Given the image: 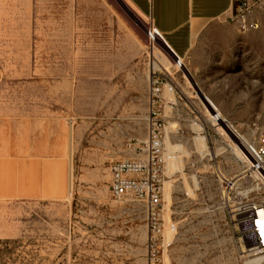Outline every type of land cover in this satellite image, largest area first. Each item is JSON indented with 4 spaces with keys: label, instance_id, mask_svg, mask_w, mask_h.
Wrapping results in <instances>:
<instances>
[{
    "label": "rangeland",
    "instance_id": "1",
    "mask_svg": "<svg viewBox=\"0 0 264 264\" xmlns=\"http://www.w3.org/2000/svg\"><path fill=\"white\" fill-rule=\"evenodd\" d=\"M254 16L257 28L231 17L228 43L194 46L182 60L131 0H0V264H264L232 219L264 189L226 184L242 169L236 156L247 159L231 127L247 140L264 126V3ZM154 72L212 121L206 148L195 139L172 151L165 231L153 242L146 206L111 195L109 166L148 139ZM54 123L60 151L38 155V128ZM25 124L31 147L15 150Z\"/></svg>",
    "mask_w": 264,
    "mask_h": 264
},
{
    "label": "built area",
    "instance_id": "2",
    "mask_svg": "<svg viewBox=\"0 0 264 264\" xmlns=\"http://www.w3.org/2000/svg\"><path fill=\"white\" fill-rule=\"evenodd\" d=\"M231 2L234 10L232 20L241 29L246 30L259 26L260 22L254 13L264 3V0H231ZM151 28L163 38L156 27L151 26ZM150 79L151 110L148 139L142 141L134 159L111 162L109 189L115 199L130 198L146 206L148 229L151 240L154 242L157 237L163 236L165 231L163 177L173 156V152L168 151L165 145V120L157 101L165 86H168L170 90L174 86L157 72H154ZM231 129L233 131L232 143L244 153L247 159H237L242 169L235 178L226 179V184L230 191L238 181L252 183L254 188L259 190L264 189V126L254 123L247 140L244 138L245 134L237 128L232 126ZM232 219L236 228L253 239V248L264 249V227H262L264 225V201L244 202L241 200L234 207ZM169 227L175 230V224Z\"/></svg>",
    "mask_w": 264,
    "mask_h": 264
},
{
    "label": "crops",
    "instance_id": "3",
    "mask_svg": "<svg viewBox=\"0 0 264 264\" xmlns=\"http://www.w3.org/2000/svg\"><path fill=\"white\" fill-rule=\"evenodd\" d=\"M131 1L144 15L151 19V26L158 29L167 45L179 59L183 60V58L191 55L195 50L194 46L229 42V37H223V33L224 30L228 31L233 28L228 21L234 12L231 0ZM159 45L175 58L161 42ZM161 75L163 76V74ZM164 78L174 86L172 90L165 86L157 101L165 120V145L168 151H176L181 146V142L194 141L195 139L199 141L202 148H206L209 135L207 128L212 120L200 118L198 114L192 115L188 109L192 108L193 105L195 106L197 102L187 98L182 91H179L172 79ZM204 98L212 107L213 114L217 113L218 107L212 99L207 96ZM223 120L225 121L222 117L216 123ZM47 131L51 132L52 137L50 139L47 137ZM47 131L46 125L38 128V133L41 134L38 137L39 142L36 148L38 155H54L60 151L58 145L59 136L62 134L60 125L54 123L49 126ZM31 132V127L26 124L15 128V150H18V147L20 151L31 147V145L26 144L27 134H31ZM166 141L170 142V146H167ZM220 150L225 149L221 147ZM236 159H238L237 156Z\"/></svg>",
    "mask_w": 264,
    "mask_h": 264
},
{
    "label": "bare ground",
    "instance_id": "4",
    "mask_svg": "<svg viewBox=\"0 0 264 264\" xmlns=\"http://www.w3.org/2000/svg\"><path fill=\"white\" fill-rule=\"evenodd\" d=\"M164 40V39H163ZM164 42H165V44H166V47H167V49H169V47H168V45H167V43H166V41L164 40ZM169 51H171L170 49H169ZM172 52V51H171ZM173 53V52H172ZM174 54V53H173ZM175 55V54H174ZM176 56V55H175ZM152 69H155L156 67H157V63H152ZM162 68V67H161ZM216 114V113H215ZM220 123V122H219ZM231 131V130H230ZM231 134H233L232 132H231ZM243 155V154H242ZM245 157V156H244ZM237 158H239V157H237ZM255 249V248H254Z\"/></svg>",
    "mask_w": 264,
    "mask_h": 264
},
{
    "label": "water",
    "instance_id": "5",
    "mask_svg": "<svg viewBox=\"0 0 264 264\" xmlns=\"http://www.w3.org/2000/svg\"><path fill=\"white\" fill-rule=\"evenodd\" d=\"M169 47V46H168ZM169 49L175 54V52L169 47ZM176 55V54H175ZM176 57H178L177 55H176Z\"/></svg>",
    "mask_w": 264,
    "mask_h": 264
},
{
    "label": "snow or ice",
    "instance_id": "6",
    "mask_svg": "<svg viewBox=\"0 0 264 264\" xmlns=\"http://www.w3.org/2000/svg\"><path fill=\"white\" fill-rule=\"evenodd\" d=\"M262 227H264V225H262Z\"/></svg>",
    "mask_w": 264,
    "mask_h": 264
}]
</instances>
